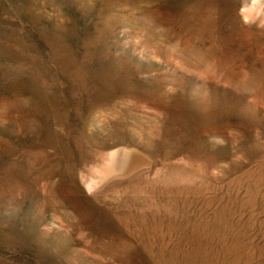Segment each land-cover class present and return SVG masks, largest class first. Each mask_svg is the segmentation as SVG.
<instances>
[{
	"label": "rangeland",
	"instance_id": "rangeland-1",
	"mask_svg": "<svg viewBox=\"0 0 264 264\" xmlns=\"http://www.w3.org/2000/svg\"><path fill=\"white\" fill-rule=\"evenodd\" d=\"M0 264H264V0H0Z\"/></svg>",
	"mask_w": 264,
	"mask_h": 264
}]
</instances>
